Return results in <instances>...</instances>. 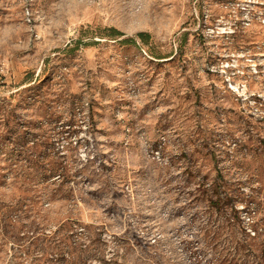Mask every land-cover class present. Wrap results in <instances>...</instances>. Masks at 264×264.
I'll list each match as a JSON object with an SVG mask.
<instances>
[{
  "label": "rangeland",
  "instance_id": "1",
  "mask_svg": "<svg viewBox=\"0 0 264 264\" xmlns=\"http://www.w3.org/2000/svg\"><path fill=\"white\" fill-rule=\"evenodd\" d=\"M0 264H264V0H0Z\"/></svg>",
  "mask_w": 264,
  "mask_h": 264
},
{
  "label": "trees",
  "instance_id": "2",
  "mask_svg": "<svg viewBox=\"0 0 264 264\" xmlns=\"http://www.w3.org/2000/svg\"><path fill=\"white\" fill-rule=\"evenodd\" d=\"M111 32H113L112 30H111ZM141 38H144L145 36H146V34H140L139 35Z\"/></svg>",
  "mask_w": 264,
  "mask_h": 264
}]
</instances>
